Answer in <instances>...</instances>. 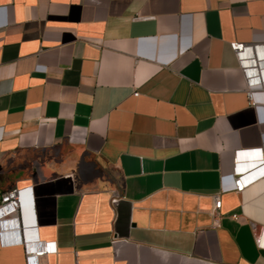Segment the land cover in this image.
Masks as SVG:
<instances>
[{"label":"crops","instance_id":"obj_1","mask_svg":"<svg viewBox=\"0 0 264 264\" xmlns=\"http://www.w3.org/2000/svg\"><path fill=\"white\" fill-rule=\"evenodd\" d=\"M231 40L264 44L263 0H0V194L31 185L42 264H264V87Z\"/></svg>","mask_w":264,"mask_h":264},{"label":"built area","instance_id":"obj_2","mask_svg":"<svg viewBox=\"0 0 264 264\" xmlns=\"http://www.w3.org/2000/svg\"><path fill=\"white\" fill-rule=\"evenodd\" d=\"M141 17L149 16H135V18ZM230 46L234 51L239 66L242 68V76L249 103L255 105L253 93L258 88L264 87V59H257V57L264 56V44L231 40ZM138 93L136 90L133 91L135 95ZM240 154L237 151L233 157V188L237 192L241 191L255 178L254 176H247V171L239 167ZM262 160H264V155ZM111 193V201H117L118 191L112 189ZM220 205V195L216 194L214 195L212 215L216 214ZM237 216L236 213L232 214L233 218H237ZM35 223L31 185L13 187L0 194V243L3 245L22 244L25 264H42L40 261L41 257L56 251L55 240L39 239L36 226H33ZM262 235V232L255 235L259 246L263 244Z\"/></svg>","mask_w":264,"mask_h":264}]
</instances>
